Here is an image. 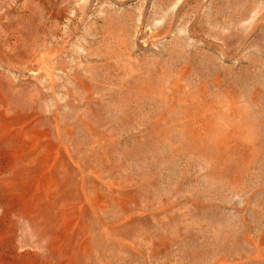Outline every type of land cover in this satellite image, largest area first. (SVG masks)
I'll return each instance as SVG.
<instances>
[{
	"label": "rangeland",
	"instance_id": "1",
	"mask_svg": "<svg viewBox=\"0 0 264 264\" xmlns=\"http://www.w3.org/2000/svg\"><path fill=\"white\" fill-rule=\"evenodd\" d=\"M0 264H264V0H0Z\"/></svg>",
	"mask_w": 264,
	"mask_h": 264
}]
</instances>
